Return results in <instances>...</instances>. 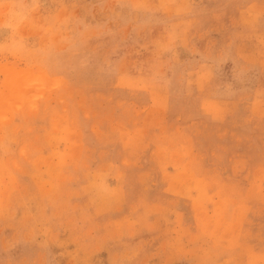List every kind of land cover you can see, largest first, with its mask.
<instances>
[{"label":"rangeland","instance_id":"obj_1","mask_svg":"<svg viewBox=\"0 0 264 264\" xmlns=\"http://www.w3.org/2000/svg\"><path fill=\"white\" fill-rule=\"evenodd\" d=\"M0 264H264V0H0Z\"/></svg>","mask_w":264,"mask_h":264},{"label":"clouds","instance_id":"obj_2","mask_svg":"<svg viewBox=\"0 0 264 264\" xmlns=\"http://www.w3.org/2000/svg\"><path fill=\"white\" fill-rule=\"evenodd\" d=\"M10 15H12V16H15V15H18L17 13H14V12H12V13H10Z\"/></svg>","mask_w":264,"mask_h":264}]
</instances>
